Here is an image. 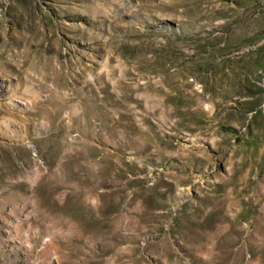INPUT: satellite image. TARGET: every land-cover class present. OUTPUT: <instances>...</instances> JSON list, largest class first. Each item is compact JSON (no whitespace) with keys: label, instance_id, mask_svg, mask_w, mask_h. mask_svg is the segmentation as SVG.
Here are the masks:
<instances>
[{"label":"rangeland","instance_id":"rangeland-1","mask_svg":"<svg viewBox=\"0 0 264 264\" xmlns=\"http://www.w3.org/2000/svg\"><path fill=\"white\" fill-rule=\"evenodd\" d=\"M0 264H264V0H0Z\"/></svg>","mask_w":264,"mask_h":264}]
</instances>
